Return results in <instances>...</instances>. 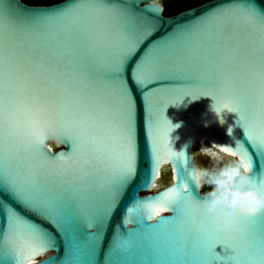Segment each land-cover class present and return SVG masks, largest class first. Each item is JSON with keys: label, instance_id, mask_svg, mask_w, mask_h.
Here are the masks:
<instances>
[{"label": "snow or ice", "instance_id": "1", "mask_svg": "<svg viewBox=\"0 0 264 264\" xmlns=\"http://www.w3.org/2000/svg\"><path fill=\"white\" fill-rule=\"evenodd\" d=\"M92 19L101 21L100 26H93ZM154 29V23L133 11L127 0L92 4L67 0L27 12L0 7V194L51 224L66 239L68 249L82 239L84 208L77 185L84 176L99 172L103 177L94 186L103 193V204L87 224L89 235L104 230L122 191L135 179L134 99L128 81L145 95L155 92L165 79L160 75L164 61H146L145 54L159 41L144 50L131 71L128 64ZM241 33L247 49L242 52L240 43L225 45ZM170 37L198 42L187 49L189 60H207L227 46L228 59L243 66L238 80L229 77L239 85L238 91L187 94L172 104L188 96L211 97L222 120L225 114H234V126L243 131V138L234 139V147H220L219 153L239 156L253 167V156L264 158V70L256 59V40L264 42V8L255 0H225L178 26ZM98 82L115 90V107L95 94ZM153 127L162 134L159 141L153 140L152 172L144 187L155 186L168 161L179 166L180 177L175 187L160 195L137 199L127 209L125 222L126 227L135 223L137 229L144 217L150 224L163 220L169 226L167 239L152 233L143 242L131 241L120 232L111 255L108 251L99 257V240L93 258L82 264H247L264 258V210L239 209L235 223L222 227V218L201 204L197 171L185 166L189 157L174 148L170 133L175 125L164 117V121L153 118ZM53 139L66 143L67 151L52 155L47 142ZM17 207L0 200V264H31L57 246L56 235ZM166 210L173 215L163 216ZM133 212L134 222H128L127 214ZM168 245L178 246L181 256H165Z\"/></svg>", "mask_w": 264, "mask_h": 264}, {"label": "water", "instance_id": "2", "mask_svg": "<svg viewBox=\"0 0 264 264\" xmlns=\"http://www.w3.org/2000/svg\"><path fill=\"white\" fill-rule=\"evenodd\" d=\"M67 0H63L51 5H29L22 0H0V7H8L12 11H32L42 8H52L63 5ZM85 4L96 3L97 0H82ZM225 0H212L202 5L184 10L174 16H166L164 7L158 0H127L132 10L138 15L151 20L155 29L152 35L144 41L128 64L131 71L132 65L136 59L141 56L146 48L153 42L159 41L152 49L145 54V60L150 58L163 59L160 75L165 77L160 84L155 86V92L149 91L146 95L141 88L136 87L129 79L134 99V120L132 134L135 141L136 152V176L135 179L122 191L115 211L106 221L103 231L94 235L88 234L87 224L91 222L93 213L103 204V193L94 190V186L103 180L99 172H93L84 176L83 183L77 185V196L82 201L84 212L80 223V232L82 239L74 242L68 249L67 241L62 234H57L51 224L40 219L37 215L12 204L3 194H0V200L9 203L12 207L25 215L28 219L38 225L43 226L48 231L56 235L57 246L49 248L43 254L38 255L31 264H48L54 260V264H82V262L93 258L94 249L100 240L98 255L102 259L109 251L111 255V245L115 235L120 232L128 234L131 241L143 242L152 233L158 237L167 239L166 233L169 232V226L165 221L156 224H150L149 219L144 217L138 223H128L126 227L127 209L133 207L137 199L145 200L149 197H155L161 193L176 186L180 177L179 166L173 161L164 163L160 168L159 176L155 180L154 187H144V184L150 179L152 172V151L153 140L161 138V130L154 129L153 118L164 121V117L173 125H180L174 128L170 133L173 138L174 148L177 151H183L189 157L186 167L191 171L198 169L221 166L224 162L234 159L226 154L219 153L221 146H235L234 139H242L243 131L234 126L235 115L225 114L223 120L212 110L213 103L211 97H200L193 100L192 97H185L182 103L172 104L177 98L187 94H199L213 92L218 95L229 94L239 90L238 84H233L229 77L238 80L239 74L243 72V66L236 61L228 59L229 48L222 46L220 51L214 53L207 60H189L187 49L198 43L197 41L173 40L170 35L178 26L187 25L195 17L201 16L205 12L223 4ZM255 3L264 8V0H255ZM153 10H150L153 8ZM85 14L87 10H84ZM90 23L93 26H100L101 21L92 19ZM240 43L243 52L248 48V43L244 34L232 36L225 42V45H234ZM258 49L256 59L257 67L264 70V42L259 38L256 40ZM117 46L112 45L113 54ZM230 70V71H229ZM96 95L107 99L114 107L117 105V98L114 89L105 88L102 82L94 85ZM87 99V98H86ZM166 109V110H165ZM232 129V136L228 135V130ZM187 145V146H186ZM186 146V147H185ZM2 148V145H0ZM47 148L52 155H57L67 151L68 145L60 140H49ZM101 146V151H104ZM251 152V149L248 150ZM253 174L264 170V158L257 160L253 156ZM3 166L2 151H0V167ZM79 180V177L77 178ZM199 192L203 196V187L198 179ZM137 214L128 213V222H134ZM163 216H172L171 211H164ZM218 215V214H214ZM11 216V213H9ZM0 217V224H2ZM155 223V220H151ZM131 229V230H130ZM93 233L96 229H91ZM220 251V249H217ZM146 254L144 251L141 255ZM165 256H181V250L178 246L168 245L163 253ZM179 264V262H177ZM192 264H197L193 261ZM247 264H264V258L247 262Z\"/></svg>", "mask_w": 264, "mask_h": 264}, {"label": "clouds", "instance_id": "3", "mask_svg": "<svg viewBox=\"0 0 264 264\" xmlns=\"http://www.w3.org/2000/svg\"><path fill=\"white\" fill-rule=\"evenodd\" d=\"M212 101L211 108L215 111L213 98ZM228 135L232 136V130H228ZM197 176L201 187L210 186L204 192L201 204L209 213L222 218V227L228 228L235 223L239 209L264 210V170L253 174V167L243 158L236 156L221 166L198 169Z\"/></svg>", "mask_w": 264, "mask_h": 264}, {"label": "flooded vegetation", "instance_id": "4", "mask_svg": "<svg viewBox=\"0 0 264 264\" xmlns=\"http://www.w3.org/2000/svg\"><path fill=\"white\" fill-rule=\"evenodd\" d=\"M29 5H51L63 0H22ZM164 7L166 16H174L184 10L202 5L212 0H158ZM170 13V14H168Z\"/></svg>", "mask_w": 264, "mask_h": 264}, {"label": "trees", "instance_id": "5", "mask_svg": "<svg viewBox=\"0 0 264 264\" xmlns=\"http://www.w3.org/2000/svg\"><path fill=\"white\" fill-rule=\"evenodd\" d=\"M168 14H170V13H168ZM209 187H210V186L205 185V186L203 187V192L208 191V190H209Z\"/></svg>", "mask_w": 264, "mask_h": 264}]
</instances>
